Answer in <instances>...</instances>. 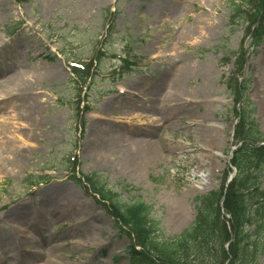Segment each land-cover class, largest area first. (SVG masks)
I'll list each match as a JSON object with an SVG mask.
<instances>
[{
  "label": "rangeland",
  "instance_id": "1",
  "mask_svg": "<svg viewBox=\"0 0 264 264\" xmlns=\"http://www.w3.org/2000/svg\"><path fill=\"white\" fill-rule=\"evenodd\" d=\"M241 4L0 0V66L30 83L0 95V239L14 242L8 249L0 245V264H137L91 186L84 190L68 179L72 162L79 178L96 175L125 201L153 206L168 236L193 224L197 198L227 187L235 175L241 114L249 113L264 139V36L253 46L249 24L237 16ZM262 8L255 7L252 18ZM103 52L108 57L97 64L88 91V82L77 84L70 68ZM242 54L240 97L230 82ZM197 67L206 69L198 74ZM177 73L182 94L173 93L170 81ZM160 85L155 97L151 89ZM167 93L174 96L171 104ZM30 107L37 109L34 124L27 120ZM180 108L192 113L170 127L164 112ZM152 129L155 135H145ZM203 129L210 140L197 136ZM141 141L155 146V159L147 158L139 172L124 170L115 143L133 153ZM262 170L264 186V164ZM31 176L49 179L30 189ZM23 211L29 218L21 222L14 214Z\"/></svg>",
  "mask_w": 264,
  "mask_h": 264
},
{
  "label": "trees",
  "instance_id": "2",
  "mask_svg": "<svg viewBox=\"0 0 264 264\" xmlns=\"http://www.w3.org/2000/svg\"><path fill=\"white\" fill-rule=\"evenodd\" d=\"M242 4V8L238 6L237 16L245 23L248 22L249 32L257 25L253 37L258 43L264 34V8L259 9L253 18L251 13L258 5L264 6V1L242 0ZM243 55L237 64L238 74L244 65ZM93 67L90 63L83 70L71 69L79 85L85 86L93 78ZM237 85L238 80L233 76L230 89L235 91L236 96H244L243 88H240L239 93ZM240 119L244 123L238 134L241 146L232 161L237 170L236 178L227 188L198 197L194 223L178 236L166 237L162 222L153 216V206L142 200L125 201L106 188L105 183L96 175L79 179L74 166L72 180L86 190L90 185L95 201L108 209L114 218L115 230L121 238L129 240L127 252L133 263L264 264V186L261 181L264 146L259 144L264 139L258 137L248 112L241 114ZM226 176L224 174L223 180ZM47 178L30 177V184L40 185ZM4 185L6 187L9 183ZM97 197L100 199L97 200Z\"/></svg>",
  "mask_w": 264,
  "mask_h": 264
},
{
  "label": "bare ground",
  "instance_id": "3",
  "mask_svg": "<svg viewBox=\"0 0 264 264\" xmlns=\"http://www.w3.org/2000/svg\"><path fill=\"white\" fill-rule=\"evenodd\" d=\"M197 68H198L197 69L198 74L204 73V71L206 69L205 67H202L200 69H199V67H197ZM8 72H10V69L8 67L4 68L3 66L2 67L0 66V95L2 93H5L6 92L5 90L10 88V87H19L20 89H22V88L29 89L30 83L25 78V76H20L19 73L7 75ZM54 74L59 75V74H61V71L57 70ZM187 74L188 73L186 71V73H184V75H187ZM170 81L173 83V86H174V88H173L174 92L173 93L177 94L178 92H180V94H182L183 89H181L182 88L180 85L181 83H179V82H181V79L179 78L178 73L174 76V78L172 76V78H170ZM168 83H169V81L162 87V91H161V85H160V87L157 86V87L152 88L151 89L152 95H154L156 97V95L159 93V91H161L160 93L164 92L165 86L168 85ZM162 84H164V83H162ZM175 90H177V91H175ZM167 97H168L169 104H171L173 99H174V96H171L167 93L166 99H167ZM197 103H199V102H196V104ZM131 104L133 105L134 101H132ZM36 112H37V109H35L34 107H30L29 111L27 112V120L31 121L33 124L37 121ZM191 113H192V111H190L186 108L185 109L180 108L178 111H171L169 109H166V111L164 112L163 120L167 123V125L169 124V126L171 127L174 125L175 120L180 119L183 116L190 115ZM152 120H158V118H153ZM151 134L155 135V129L150 130L149 134H145V135H151ZM197 136L203 137V138H205V140H210L212 138V135L206 133V131L204 129L199 130V132L197 131ZM115 145L118 146L119 149L121 150L122 155H123V160H125V162H126V165L123 167L124 170L131 169L134 172H139V168H142L144 166L145 160L147 158L149 159L150 157L153 156L155 159V157H156L155 146L154 145L152 146V143L149 141H147V142L141 141V142L134 143L133 147L134 146L136 147L137 152H133V153H129L128 149L122 148V146L118 145L117 143H115ZM24 203L27 204V203H30V201L25 200ZM20 212H18V215H17V213L14 214V216H16L20 219V220H18L16 218V220L22 222L24 220V218L26 220L29 218L28 214L25 211H23L22 214L19 215ZM57 212L58 211L56 210V213ZM71 213L76 215V216H79L81 214L80 211L76 207L71 208ZM62 217H63V215L60 216L59 218H62ZM0 245L2 246L3 249L4 248L8 249L9 247L14 246V242H12L10 244L9 239H6V240L0 239ZM20 248H21V246L19 245L18 250Z\"/></svg>",
  "mask_w": 264,
  "mask_h": 264
}]
</instances>
